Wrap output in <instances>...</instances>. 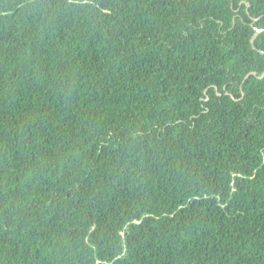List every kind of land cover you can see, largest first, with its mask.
<instances>
[{
	"label": "trees",
	"instance_id": "16d2710c",
	"mask_svg": "<svg viewBox=\"0 0 264 264\" xmlns=\"http://www.w3.org/2000/svg\"><path fill=\"white\" fill-rule=\"evenodd\" d=\"M264 0H0V264H264Z\"/></svg>",
	"mask_w": 264,
	"mask_h": 264
},
{
	"label": "water",
	"instance_id": "95a60500",
	"mask_svg": "<svg viewBox=\"0 0 264 264\" xmlns=\"http://www.w3.org/2000/svg\"><path fill=\"white\" fill-rule=\"evenodd\" d=\"M261 33V31L259 30V29H256V34L253 36V38H252V45H253V47L255 48V49H257L256 48V46H255V41H256V39H257V37H258V35ZM258 50V49H257ZM261 54H264V50H258ZM250 75H255V76H257L258 78H264V73H262L261 75H258V73H256V72H252V73H250V74H248L247 75V77L246 78H248Z\"/></svg>",
	"mask_w": 264,
	"mask_h": 264
}]
</instances>
